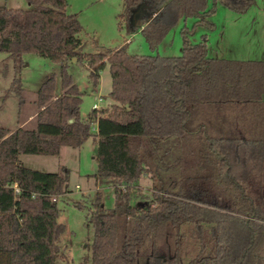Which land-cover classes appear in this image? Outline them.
I'll return each mask as SVG.
<instances>
[{
    "label": "trees",
    "instance_id": "16d2710c",
    "mask_svg": "<svg viewBox=\"0 0 264 264\" xmlns=\"http://www.w3.org/2000/svg\"><path fill=\"white\" fill-rule=\"evenodd\" d=\"M0 6V52L8 54L20 95L22 56L59 65L37 93L36 128L0 126V264H57L64 225L57 198L68 171L22 166L20 155L58 156L79 148L96 128L95 186L114 187L106 209L99 191L87 227L94 237L83 264H264V51L259 61L213 58L206 35L217 4L244 14L254 0H123L118 26L140 32L154 51L179 22L178 57L139 56L126 46L84 53L67 0H24ZM264 11V6H263ZM86 67L98 87L108 64L112 104L80 117L83 93L69 62ZM151 181L150 196L139 181ZM18 186L16 192L13 185ZM79 206V205H78Z\"/></svg>",
    "mask_w": 264,
    "mask_h": 264
},
{
    "label": "rangeland",
    "instance_id": "374dc122",
    "mask_svg": "<svg viewBox=\"0 0 264 264\" xmlns=\"http://www.w3.org/2000/svg\"><path fill=\"white\" fill-rule=\"evenodd\" d=\"M255 4L244 14L233 13L217 4L210 20L213 30L197 27L189 37L191 43H199L206 35L209 56L229 60H259L264 50V11L263 1L254 0ZM67 13L76 14L82 31L79 38L84 53H95L106 49L126 46L131 55L178 57L182 52L180 29L190 28L193 20L179 22L168 33L161 44L152 51L140 32L128 35L124 27L119 28L117 16L122 11L123 0H67ZM209 6L212 0H208ZM0 6L9 8H27L24 0H0ZM20 68L22 93L12 85L16 76L14 64L6 53L0 52V126L9 130L36 128L37 108L36 93L51 74L55 75L56 93L60 92L59 65L33 53L22 56ZM69 73L79 90L84 94L80 105V117L87 115L97 104L99 110L112 104L108 94L111 78L108 64L100 70L98 87L94 88L88 80L89 70L75 61L69 62ZM96 128L79 148L63 147L58 156L20 155L22 166L33 170L55 173L62 169L68 171V193L57 198L59 209L58 222L65 229L60 236L59 245L64 259L57 264H83L84 258L90 256V246L94 231L87 227V215L91 200L99 191L106 209L114 206V187L111 185L95 186L91 175L97 169ZM139 194L150 196L151 181L142 177L139 181ZM79 205V206H78ZM86 264H91L88 261Z\"/></svg>",
    "mask_w": 264,
    "mask_h": 264
},
{
    "label": "crops",
    "instance_id": "0c3cea01",
    "mask_svg": "<svg viewBox=\"0 0 264 264\" xmlns=\"http://www.w3.org/2000/svg\"><path fill=\"white\" fill-rule=\"evenodd\" d=\"M263 1V6H264V0H262ZM207 4H208V0H207ZM208 7H210L209 6V4H208ZM242 15V14H241ZM208 45V44H207ZM208 47V46H207ZM264 51V50H263ZM208 53H209V48H208ZM209 55V54H208ZM213 58H219V57H216V56H212ZM220 58H222V57H220ZM262 58H263V55H262ZM261 58V59H262ZM224 59H226V58H224ZM261 59H259V60H261ZM259 60H251V59H249V60H240V61H259ZM99 110V109H98Z\"/></svg>",
    "mask_w": 264,
    "mask_h": 264
},
{
    "label": "built area",
    "instance_id": "2783aa9c",
    "mask_svg": "<svg viewBox=\"0 0 264 264\" xmlns=\"http://www.w3.org/2000/svg\"><path fill=\"white\" fill-rule=\"evenodd\" d=\"M93 109H97V110H98V109H99V108H98V105H97V104H94V105H93ZM13 188H14V190H15L16 192L19 191L18 186H17L16 184L13 185Z\"/></svg>",
    "mask_w": 264,
    "mask_h": 264
}]
</instances>
